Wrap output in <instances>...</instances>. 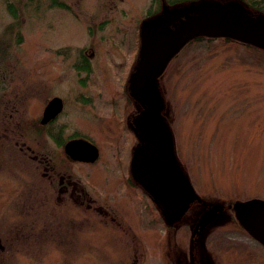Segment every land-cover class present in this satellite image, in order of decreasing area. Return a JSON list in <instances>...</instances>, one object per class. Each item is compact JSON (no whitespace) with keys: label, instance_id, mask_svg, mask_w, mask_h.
<instances>
[{"label":"rangeland","instance_id":"obj_1","mask_svg":"<svg viewBox=\"0 0 264 264\" xmlns=\"http://www.w3.org/2000/svg\"><path fill=\"white\" fill-rule=\"evenodd\" d=\"M206 1L219 4L229 0ZM242 1L264 10V0ZM59 2L67 8L55 7L49 0H0V75H6L8 83L19 86L26 97L17 106L20 120L31 118L36 104L32 91L37 86L47 91L61 85L73 91V121L80 127L78 118L84 115L78 112L74 90H81L79 81L84 74L75 71V63L80 52L94 46L95 52L88 54V79L97 87L92 91H99L86 94L90 114L86 109L83 113L88 117V133L102 143L104 152L100 163L85 171L82 182L95 205L108 206V215L94 210L92 204L89 209L73 205L67 217L64 206H57L59 218L52 235L35 238L33 243L31 239L30 244L38 249L30 247L29 252L13 244L17 251L1 253L5 256L0 264H188L187 243L192 236L188 215L197 212L196 207L181 224L172 220L183 215L194 200L192 196L202 204L221 206L207 229L235 225L233 212L225 203L244 198L264 200V51L234 39L189 41L161 74L174 151L193 191V195L188 191L183 194V212L166 209L161 218L134 187L127 191L115 183L118 174L112 159L118 131L109 134L106 126L118 127L101 119H107L109 95H116L109 90L119 85L120 72L126 68V60L111 47L121 42L120 53H125L132 37L133 54L134 34L138 35L146 15L159 8L160 0ZM165 2L169 8L178 3L170 11L176 15L190 13L204 0ZM138 43L136 37V51ZM77 65L81 67V61ZM86 91L81 90L83 95ZM91 112L100 114L103 124L95 122ZM121 148L124 153V141ZM42 216L43 223L48 221ZM52 223L46 226L51 228Z\"/></svg>","mask_w":264,"mask_h":264},{"label":"flooded vegetation","instance_id":"obj_2","mask_svg":"<svg viewBox=\"0 0 264 264\" xmlns=\"http://www.w3.org/2000/svg\"><path fill=\"white\" fill-rule=\"evenodd\" d=\"M231 1L239 3L238 5L241 8L246 9L248 13L255 17L259 13L264 14L262 8H257L261 7L259 5L254 8L252 5H249V7L243 4L242 0ZM49 3L55 7L67 8L59 0H56V2L49 0ZM177 7L178 3H172L169 8L165 0H160L159 8H156L154 12H149L146 17L150 20H158L165 28L174 22L169 20L170 15L175 16L170 11ZM178 19L179 17L175 21ZM141 23L143 24L144 21ZM142 31V26H140L138 35L134 34L135 50L133 54L132 37L131 46L129 43L128 50L125 53H120L121 48L124 47L121 42H115L111 47L115 53L126 60V65L124 64L126 68L122 73L120 72L119 85L112 86L109 90V93L116 95H109L108 108L106 109L107 119L105 120L103 117L101 119L110 121L118 127V129H115L106 126L107 130L110 129L109 134L114 135V131H118L117 139L113 144L115 149L114 159H112L116 163L118 174L115 183L121 184L127 191L132 190V187H134L145 200L150 202L152 212H156L161 218H164V211L170 208L162 201L156 200L150 192H147L132 174V155L136 152L137 146L142 145L146 140L136 123L137 117L148 105L142 91L145 79H138L137 69L141 47L138 48V54V50L136 51V37L141 36L142 40V33H144ZM129 50H131L130 53H128ZM94 52V46H87L86 52L82 51L78 54L79 57L75 63V71L84 74V78H80L79 82L82 84L80 85L81 90H87L84 93L85 95L95 94L99 91H92L93 88L97 87L93 85V79L92 82L88 79L91 72L88 54ZM178 53L169 60L166 67ZM79 61H81V67L77 65ZM114 68L113 70H115ZM164 70L155 80L150 81V84H145L144 87L146 89L150 86L159 92L162 99V108L158 111L157 116L166 123V127L169 129L170 122L164 107L165 98L159 82ZM5 78L3 74L0 75V254L17 251L13 248V244H20L16 248H25L28 252L30 247H32V250H37L38 246L36 244H30L31 239L33 243L35 238L41 240V237L52 235L53 228L57 227V218H59L56 212L57 206H64L65 213L68 211L67 217H69V211L73 205H85L89 209L92 204H94V210L97 208L108 215V206L103 203L95 205V201L91 200L92 198L89 196L88 188L82 182L87 173L85 171L93 170L92 167L103 159L104 152L102 143L88 133V117L86 113H83L84 109L89 113L88 106L90 102L87 95H83L81 90H74L76 91L74 97H78L76 103L80 106L77 108L78 112L80 115H84V117L80 116L78 118L82 121L80 127H75L77 120L73 121L72 106L70 104L73 91L67 88V90L64 88L63 90L62 87L64 86L61 85H57L58 87L55 89L50 87L47 91L40 85L37 86L32 91L36 104L34 107L32 106L34 109L31 118L20 120L19 116L21 114L17 106L25 95L18 89L19 86L8 83ZM102 88L105 89V87ZM104 89L102 92H105ZM76 93H78L77 96ZM100 110H102V107ZM99 116L98 113H92L91 118L95 122L100 121L103 124ZM123 141L126 148L124 153L121 148ZM88 142L95 145L98 150L97 158L94 161L83 159L88 156ZM146 142L147 146L148 140ZM123 155H125V158H123ZM174 185L180 188L176 180H174ZM180 191L184 194L186 190L180 188ZM193 198L194 200L188 204L183 215L172 220L176 223L175 225L181 224L183 217L196 207L197 212L188 215V221H191L188 222V225L192 232V236L187 243L188 264H264V244L251 232L258 230L245 228L238 220L233 208L235 202L256 198L234 199L224 204L227 209L233 212L235 218V225L226 229H207V225L218 216L220 205L202 204L199 199ZM197 206H201L202 210H199ZM213 207H217V209L213 211ZM41 216L45 220L48 218V221L43 223ZM110 219L114 221L115 218L112 216ZM62 220L64 219L60 218V221ZM50 221H54L51 228L46 226L47 222ZM55 232L58 234L57 230ZM62 242H64V239H62ZM63 250L66 251V249ZM4 256L0 255V258Z\"/></svg>","mask_w":264,"mask_h":264},{"label":"water","instance_id":"obj_3","mask_svg":"<svg viewBox=\"0 0 264 264\" xmlns=\"http://www.w3.org/2000/svg\"><path fill=\"white\" fill-rule=\"evenodd\" d=\"M238 4L231 0L219 4L204 0L190 13L179 12L174 17L170 16L172 19L169 20L174 22L165 28L158 20H146L142 26L144 33L137 67L138 79H145L144 86L150 84L169 60L195 36L227 37L264 50V15L255 17ZM177 17L179 19L175 21ZM144 86L142 91L148 105L139 114L136 123L146 140L133 155L132 174L156 200L181 213L185 203L180 188L192 195L193 191L176 158L172 133L157 116L162 108L160 94L150 86L146 89ZM88 150V156L83 159L94 161L98 155L96 146L88 142ZM174 180L180 188L174 185ZM233 208L245 228L258 230L251 232L264 244V200L235 202ZM216 209L213 207L212 210Z\"/></svg>","mask_w":264,"mask_h":264},{"label":"trees","instance_id":"obj_4","mask_svg":"<svg viewBox=\"0 0 264 264\" xmlns=\"http://www.w3.org/2000/svg\"><path fill=\"white\" fill-rule=\"evenodd\" d=\"M52 2H56V0H52ZM195 41H198V40H202V39H205L204 36H195L193 37ZM208 39V38H207Z\"/></svg>","mask_w":264,"mask_h":264}]
</instances>
